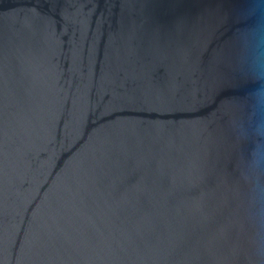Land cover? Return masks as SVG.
I'll return each mask as SVG.
<instances>
[{"label":"water","instance_id":"water-1","mask_svg":"<svg viewBox=\"0 0 264 264\" xmlns=\"http://www.w3.org/2000/svg\"><path fill=\"white\" fill-rule=\"evenodd\" d=\"M259 0H0V264H264L252 199Z\"/></svg>","mask_w":264,"mask_h":264},{"label":"clouds","instance_id":"clouds-1","mask_svg":"<svg viewBox=\"0 0 264 264\" xmlns=\"http://www.w3.org/2000/svg\"><path fill=\"white\" fill-rule=\"evenodd\" d=\"M264 5V0H259ZM249 72L253 87L243 134L251 141L249 172L257 217L264 221V11L249 29Z\"/></svg>","mask_w":264,"mask_h":264}]
</instances>
